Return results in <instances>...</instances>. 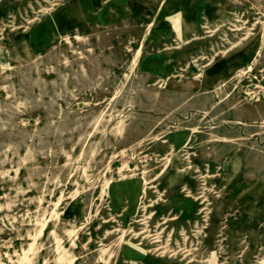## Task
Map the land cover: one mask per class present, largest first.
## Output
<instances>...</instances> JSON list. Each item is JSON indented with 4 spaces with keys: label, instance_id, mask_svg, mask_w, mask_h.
I'll use <instances>...</instances> for the list:
<instances>
[{
    "label": "rangeland",
    "instance_id": "1",
    "mask_svg": "<svg viewBox=\"0 0 264 264\" xmlns=\"http://www.w3.org/2000/svg\"><path fill=\"white\" fill-rule=\"evenodd\" d=\"M4 2L0 264H264V0H228L242 20L211 21L209 33L200 12L192 43L171 25L184 45L168 74L146 68L178 44L156 11L142 21L94 0L75 27L12 56L5 34L55 2ZM238 51L242 70L208 81ZM186 172L195 198L206 188L191 218L169 207L189 195ZM142 230L152 238L132 237Z\"/></svg>",
    "mask_w": 264,
    "mask_h": 264
},
{
    "label": "bare ground",
    "instance_id": "2",
    "mask_svg": "<svg viewBox=\"0 0 264 264\" xmlns=\"http://www.w3.org/2000/svg\"><path fill=\"white\" fill-rule=\"evenodd\" d=\"M81 1H83L84 3L82 2L83 3L82 4ZM132 1L138 2L139 0H127V2L125 0H115L114 4H111L110 7L116 6V11L120 12V9H124L126 5H129V4L133 5ZM54 2L55 4L51 6L52 8L42 9L41 19H39L38 21L37 19H33L29 21V23H27L29 26L26 27L25 30L21 32L13 30L5 34V37L7 40L6 42L7 49L12 54V56L14 54L17 55L18 53L23 51L22 50L23 48L33 49V48H36L35 46L38 44H44L46 41H52L55 37L60 36V32L62 30L67 29L69 27H75L78 23L86 19L87 16L90 14V8L92 7L94 0H65L64 6H62L59 9L55 7H58L60 5L59 2H62V0H54ZM164 2H165L164 0H159V1L158 0H146V3L148 4V7H149L148 11L151 12L153 8L156 7V10L158 9V16L161 17L165 15L167 17V20L170 21L171 25L176 29L178 33L180 31H184L181 25L182 16L180 15V13L176 9H171L167 6H164L163 5ZM196 4H199V5L203 4V6H205V10L207 11V15L205 19L206 25L202 26V29H205L206 33L213 32V31H209V27H208V23L211 21L222 20L223 18L229 21H234V22H239V20H242L240 16L234 13H229L227 10H225V7L228 4V0H197L195 3L192 4V6L195 7ZM4 8H5V2L0 5V15L1 14L3 15L2 11ZM183 17H184V22H187V24H190V25L194 24V26L197 24L198 19L197 17L193 18L191 12H185V15ZM231 27H232L231 31H241L243 29L242 26L239 27L238 25H233ZM248 31H252V30H248ZM252 35L253 34L251 33L244 34V38H242V40L249 39V36H252ZM254 41H255V38L252 37L250 38V43L248 44L253 45ZM226 54L227 52H225V55ZM245 58H246L245 51H238L234 54L228 55L225 58V66H224L225 72L233 68L236 69V72H240L242 70V63L245 60ZM209 73L211 72H207L209 76L214 74V73L212 74H209ZM183 171L184 170H181V172ZM182 177L183 178L187 177L186 178L187 184H188L187 186L190 187L189 188L190 191L187 192V194L189 195L186 196L189 199L187 200V203H189L192 207H194V202L197 199L200 198L202 200L205 197V192H206V188H204L205 184L201 185L202 187L200 189L202 192L199 193L200 196L195 198L193 196L195 195L193 194L194 188H195V182L189 178V172H186L185 174H182L181 176H179V178H182ZM200 178H203V176ZM124 188L129 193V199L134 200L135 193H136L135 186L132 187L130 184L128 186H125ZM149 188H153V187H149ZM191 196L193 197L191 198ZM203 201H206V199H204ZM230 201H231V197H223V198H218L216 200H212L213 210L211 212L210 218L211 219L216 218L219 211L221 210L223 203L230 202ZM130 207L132 208L131 210L135 211L136 207L134 205H131V203L127 209H129ZM141 207H142V211H144L145 205ZM203 210H207V209H203ZM138 223H140L141 225H145V220L143 218L139 219ZM43 229H44V224L39 229V232H38L39 235H41ZM145 233H146V230H142L138 233L134 232L132 234V237L136 239L141 238L142 236H144ZM144 237L152 238V236H149V235H145ZM153 240H152L153 241L152 244L154 243L156 244L158 242L157 238H153ZM150 241L151 240H149V242ZM158 245H155V248H154L155 253L159 252V254H163L165 252V249ZM125 250H128V249L125 248ZM65 261H68V259Z\"/></svg>",
    "mask_w": 264,
    "mask_h": 264
},
{
    "label": "crops",
    "instance_id": "3",
    "mask_svg": "<svg viewBox=\"0 0 264 264\" xmlns=\"http://www.w3.org/2000/svg\"><path fill=\"white\" fill-rule=\"evenodd\" d=\"M127 2V0H125ZM159 1V0H158ZM164 6H167L171 9H176L180 15L182 16V21H181V25L184 29V34H185V41L187 40H192L191 43L194 41L193 37L194 34L197 31L198 26H200V12H204V16L206 17L207 15V11L205 10V6H203V4H196V6H192L193 3H195L197 0H194L190 2V0H164ZM133 5H126L125 9L126 10H134V11H140V13L144 14V16H140L142 21H145V17L146 16H150L152 13H154L155 11L157 12L158 15V9L156 10V7L153 8V10L151 12L148 11V4L146 3V0H139L137 1H132ZM166 3V4H165ZM171 4H173L171 6ZM185 12H191L193 18L197 17V24L194 26V24H187V22H184V15ZM131 16H134L131 15ZM0 17H2V15H0ZM160 17V16H159ZM163 17V16H161ZM160 17V18H161ZM164 17L167 20V17L164 15ZM168 23H170V21H168ZM183 23V24H182ZM166 25V24H165ZM171 26V23H170ZM189 26L192 29L191 30H185V27ZM196 27V28H194ZM171 31L173 33V29L172 26L170 27ZM174 34V33H173ZM188 34H191L188 36ZM193 34V35H192ZM166 37L169 36L165 35ZM191 37V38H189ZM174 38L175 41L178 43L177 46L175 48H173L172 50H168L165 51L164 53L160 54V55H155L154 57L152 56L150 59L147 60L146 63V68H147V72L153 73V72H164V74H168L170 71H172V68L175 67V64L177 62H179V59L181 57V52L183 51L182 47L184 44L179 43L176 40V35L174 34ZM181 44V45H180ZM250 53V51H249ZM248 53V54H249ZM247 54V57H248ZM224 66H225V61L222 59V61L217 64L216 66L212 67L211 69H209L207 72H211L209 74L214 73L213 75H207V79L208 81L212 82L217 80V79H221L224 78L226 75L230 76L231 74H233L236 69H230L227 73H225L224 71ZM213 69V70H212ZM212 70V71H211ZM162 75V74H161ZM170 194L172 195V191H170ZM188 197H178L177 199H173L170 202L169 207L173 208L176 211H179L181 214V217H185V218H191L193 216L194 213V208H195V202H194V207H192L189 203H187ZM164 207V205H162ZM166 206V205H165ZM161 208V207H160Z\"/></svg>",
    "mask_w": 264,
    "mask_h": 264
}]
</instances>
